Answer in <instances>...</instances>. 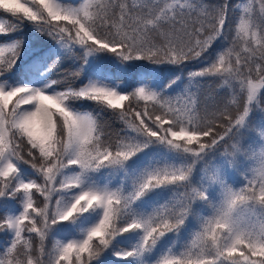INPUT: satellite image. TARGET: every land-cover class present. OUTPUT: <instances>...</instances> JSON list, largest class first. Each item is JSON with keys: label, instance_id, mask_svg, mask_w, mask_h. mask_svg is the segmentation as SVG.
<instances>
[{"label": "snow or ice", "instance_id": "snow-or-ice-1", "mask_svg": "<svg viewBox=\"0 0 264 264\" xmlns=\"http://www.w3.org/2000/svg\"><path fill=\"white\" fill-rule=\"evenodd\" d=\"M0 264H264V0H0Z\"/></svg>", "mask_w": 264, "mask_h": 264}, {"label": "trees", "instance_id": "trees-1", "mask_svg": "<svg viewBox=\"0 0 264 264\" xmlns=\"http://www.w3.org/2000/svg\"><path fill=\"white\" fill-rule=\"evenodd\" d=\"M233 2L235 3V2H240V0H233ZM35 243H37L38 244V240L37 241H35ZM49 244H50V242H49Z\"/></svg>", "mask_w": 264, "mask_h": 264}]
</instances>
